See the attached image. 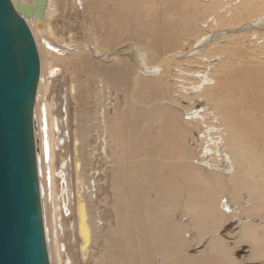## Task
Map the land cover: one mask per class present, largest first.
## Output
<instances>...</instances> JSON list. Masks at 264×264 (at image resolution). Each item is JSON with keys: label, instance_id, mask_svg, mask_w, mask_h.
<instances>
[{"label": "bare ground", "instance_id": "6f19581e", "mask_svg": "<svg viewBox=\"0 0 264 264\" xmlns=\"http://www.w3.org/2000/svg\"><path fill=\"white\" fill-rule=\"evenodd\" d=\"M201 1L47 0L41 22L27 19L41 61L33 133L49 264L46 212L70 233L62 264H241L239 243L264 264V152L241 139V126H264V53L253 48L264 49V0ZM55 15L72 29L78 22L86 40L73 43L70 29L68 42L51 36ZM47 63L70 69L59 103L42 101L57 70ZM195 98L205 105L190 112ZM69 99L80 102L74 127ZM233 220L230 244L221 231ZM188 229L195 243L207 239L197 254L183 253Z\"/></svg>", "mask_w": 264, "mask_h": 264}, {"label": "water", "instance_id": "95a60500", "mask_svg": "<svg viewBox=\"0 0 264 264\" xmlns=\"http://www.w3.org/2000/svg\"><path fill=\"white\" fill-rule=\"evenodd\" d=\"M47 0H0V264H49L33 107L39 55L27 19Z\"/></svg>", "mask_w": 264, "mask_h": 264}, {"label": "rangeland", "instance_id": "374dc122", "mask_svg": "<svg viewBox=\"0 0 264 264\" xmlns=\"http://www.w3.org/2000/svg\"><path fill=\"white\" fill-rule=\"evenodd\" d=\"M200 2H202V1L200 0ZM224 3L228 4L229 2H228V0H224ZM69 14L72 15V19L79 18V16L75 12H73L71 10L69 11ZM72 23L73 24L75 23L74 29H72L69 26L67 21H65V20L61 21L59 19V17H57V15H55V17L53 19H51L50 31H51L52 34H50V35L56 37L57 39H61V40L65 41V42H68V38L66 37V33L70 29L71 32L73 33V38L71 39L73 43L85 41L86 40L85 34L81 30V27H79L78 22L73 20ZM61 27L63 28L62 30H60ZM262 40H264V39H262ZM248 41H250V40H247V42L244 43V46L247 44L249 50L254 52L253 48L256 47V51L258 53H260L261 51H263V53H264V49L261 50L258 46L254 45V44H251V41L250 42H248ZM224 42H228V39L226 38ZM263 44H264V41L261 43V45H263ZM253 45H254V47H253ZM186 49H189V46H187ZM39 56H40V54H39ZM262 57H264V55L259 54V61L260 60H264ZM243 59L246 60V61H250L251 63H254L253 60H251V56L250 55L249 56H244ZM214 63L216 64L217 61L214 60L213 64ZM51 64L55 65L57 70H56L54 76H51L50 78L47 76V82H46L45 85H47L50 88V90H49V93L47 95H45V97L43 98V100H42L43 103H45V102L49 103L51 98H54L56 101H58L57 103H59L61 101V99H62V96H64L65 93H67V85H68V75H67V73L70 71V69H66L60 63H57V64L56 63H51ZM51 64L47 63V66H49ZM40 68H41V61H40ZM259 69H261V68H259ZM85 70H86V68H85ZM263 70H264V68H263ZM40 72H41V70H40ZM82 74H84L83 71H79V70H75L74 71V75L77 78V82L80 83L79 85L81 87L82 86L85 87V85H84L85 77ZM89 85H90L91 88H93V85H92L91 81L89 82ZM81 91H82V93L78 94V96H77V97H79L78 99L82 98L84 100L85 99L88 100L87 99L88 96L86 94L85 89H81ZM183 93H181V94H183ZM39 95L40 94L38 93V97H39ZM90 96H91V99H92L93 94L91 93ZM91 99H89V101ZM179 99L181 101H184L183 100V96L180 95V94H179ZM37 100H38V98H37ZM69 102L71 103V104L69 103V105H71V106H69V110L70 111H68L69 112L68 124L72 125L74 127V124H70V122L72 123V119L71 118L73 116L74 107L79 105L80 102H78L76 104L75 100L71 101V99H69ZM184 102H186V101H184ZM188 102L189 103H186V104H189L192 107L194 106L192 111L190 110V112H193V110H197L198 111V110H200L201 107H203L205 105V100L203 98H195V101L193 99V100L188 101ZM87 105H85V108H84L85 111H87V108H88ZM44 110L46 112V115H47L48 119H50L51 117H53L55 115L54 114L55 110L53 111V110H51L49 108H46V107L44 108ZM61 110H62V112H61ZM57 113L59 114V116L63 115V119L66 116L65 113L63 112V107H61V106H60V110L59 109L57 110ZM184 117H186V115ZM51 129H52L53 134L55 136L56 132H55L54 127H53V122H52V125H51ZM252 130H253L252 126H241V135H242L241 139H242V142H243L244 146L250 152H253L255 147H260L261 148L260 155H263V152H264V126H258L256 134H253ZM194 135L198 136L195 131H194ZM51 137H53V135H51ZM52 143H53V141H51V144ZM193 146H195V144H193ZM198 150H199L198 147L195 148V151H198ZM55 164H56V160H55ZM95 164H97L100 169L109 166V164H106L102 158L99 159V164L97 162ZM104 170H105V168H104ZM37 171H38V167H37ZM88 173H91V171H89ZM89 175L87 177H89ZM38 182H39V176H38ZM39 188H40V182H39ZM104 193L100 197L104 196ZM41 195H42V191H40V198H41ZM242 196L243 197L245 196L244 199L247 197L245 193H243ZM93 204H94V206H92V210L94 212H96L97 209H100L101 205L100 206L95 205V202ZM45 215H46V229L48 230V233H49V247L51 249V256L53 258V260H52L53 264H62L61 263L60 254L58 252V247L60 246V244L64 243L65 246L66 245L68 246V247L66 246V249L68 248V251H70V252L74 251L72 249V243L69 241L70 233H69V231L67 229H64V227L61 230V221H63V220H61V217L59 215L49 216L48 218H47V212H46ZM175 215H176L178 220L182 221L181 216H183V213H182L181 210H177L175 212ZM239 215L240 216H245L243 214H239ZM190 216L191 215L185 216L184 221L188 222L189 219H190ZM252 218L255 219V220H259L260 217L254 216ZM62 219H65L64 223L62 224V226H64L65 224L69 225L68 222L71 219L73 220V215L71 217H69V220H67L68 218H62ZM237 222H238V220H236V221L233 220L228 225L224 226L223 230L221 231V235L226 240L230 241V244H233L231 241L234 240V237H232L231 235L236 233V230L238 229V226H239V222L238 223ZM188 232H189L188 233V239L190 238L189 239L190 244H188L187 246L184 247L183 253H185V254H197V253L200 252V250L205 248V244L207 242V239L205 238L202 241L203 243L197 244V243H195L196 239L198 238L197 233L193 229H188ZM98 235L99 234L97 233V237H96L95 241L99 242ZM96 247L97 246L93 247V250L95 251V253H93L94 256L97 255ZM98 247H100V246H98ZM249 251H250V248L248 247V244H246V243H241V244L239 243V245L237 246V249H235L236 254H239V255H243L244 253H248ZM92 262H93V260L90 259L87 263L88 264H92ZM255 264H260V262H256Z\"/></svg>", "mask_w": 264, "mask_h": 264}, {"label": "crops", "instance_id": "0c3cea01", "mask_svg": "<svg viewBox=\"0 0 264 264\" xmlns=\"http://www.w3.org/2000/svg\"><path fill=\"white\" fill-rule=\"evenodd\" d=\"M250 252V251H249ZM244 253L242 256H240V263L241 264H255L256 262H260L262 264V261L251 259V253Z\"/></svg>", "mask_w": 264, "mask_h": 264}]
</instances>
